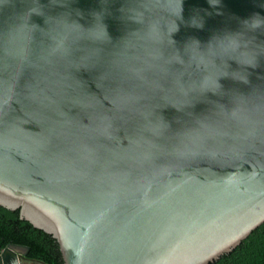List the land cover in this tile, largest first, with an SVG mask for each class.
<instances>
[{
	"label": "water",
	"instance_id": "obj_1",
	"mask_svg": "<svg viewBox=\"0 0 264 264\" xmlns=\"http://www.w3.org/2000/svg\"><path fill=\"white\" fill-rule=\"evenodd\" d=\"M0 205L64 264L233 251L264 223V0H0Z\"/></svg>",
	"mask_w": 264,
	"mask_h": 264
},
{
	"label": "trees",
	"instance_id": "obj_2",
	"mask_svg": "<svg viewBox=\"0 0 264 264\" xmlns=\"http://www.w3.org/2000/svg\"><path fill=\"white\" fill-rule=\"evenodd\" d=\"M9 243L29 246L30 255L50 264H64L56 238L21 219L19 210L0 205V250ZM212 264H264V223Z\"/></svg>",
	"mask_w": 264,
	"mask_h": 264
},
{
	"label": "flooded vegetation",
	"instance_id": "obj_3",
	"mask_svg": "<svg viewBox=\"0 0 264 264\" xmlns=\"http://www.w3.org/2000/svg\"><path fill=\"white\" fill-rule=\"evenodd\" d=\"M9 244H10V243H9ZM16 244H18V243H16ZM5 247H7V246H5ZM5 247H4V248H5ZM4 248L0 250V255L3 253ZM29 252H30V250L26 253V257H27V258H36L35 256L30 255ZM62 260H63V259H62ZM59 262H60V259H59ZM23 264H40V263H34V262H32V261H26V260H24V261H23Z\"/></svg>",
	"mask_w": 264,
	"mask_h": 264
}]
</instances>
